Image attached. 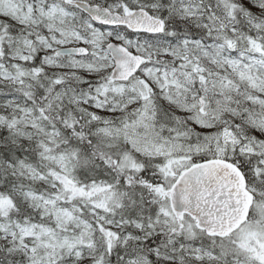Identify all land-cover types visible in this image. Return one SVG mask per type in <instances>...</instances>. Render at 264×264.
<instances>
[{
	"label": "snow or ice",
	"instance_id": "1",
	"mask_svg": "<svg viewBox=\"0 0 264 264\" xmlns=\"http://www.w3.org/2000/svg\"><path fill=\"white\" fill-rule=\"evenodd\" d=\"M0 264H264V0H0Z\"/></svg>",
	"mask_w": 264,
	"mask_h": 264
}]
</instances>
